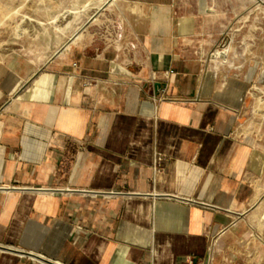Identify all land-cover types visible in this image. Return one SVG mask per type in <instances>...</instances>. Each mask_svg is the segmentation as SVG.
Masks as SVG:
<instances>
[{"label": "crops", "instance_id": "1", "mask_svg": "<svg viewBox=\"0 0 264 264\" xmlns=\"http://www.w3.org/2000/svg\"><path fill=\"white\" fill-rule=\"evenodd\" d=\"M106 5L0 52V264H264V0Z\"/></svg>", "mask_w": 264, "mask_h": 264}, {"label": "rangeland", "instance_id": "2", "mask_svg": "<svg viewBox=\"0 0 264 264\" xmlns=\"http://www.w3.org/2000/svg\"><path fill=\"white\" fill-rule=\"evenodd\" d=\"M53 1L0 0V52H33L47 59L83 38L81 42L96 36L110 45L118 43L113 29L117 17L106 5L111 0H57L52 7ZM37 3L43 8H36ZM258 97L254 113L264 119V95Z\"/></svg>", "mask_w": 264, "mask_h": 264}]
</instances>
